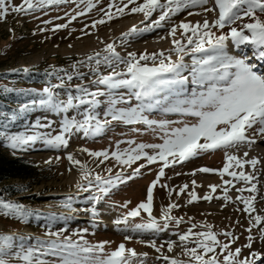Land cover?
I'll list each match as a JSON object with an SVG mask.
<instances>
[{"label":"rangeland","instance_id":"obj_1","mask_svg":"<svg viewBox=\"0 0 264 264\" xmlns=\"http://www.w3.org/2000/svg\"><path fill=\"white\" fill-rule=\"evenodd\" d=\"M143 2L144 0H136V3H131L129 0H123V3L122 0H92L94 7L88 11L87 0H75V2L67 0L66 3L46 5L27 14H8L5 20L0 21V91L20 92L23 97L26 94H32L35 100L39 99L37 94L42 93L47 86H51L58 100H66L69 94L78 95L76 91L78 85L90 86L92 92L101 88L100 91L104 90L107 93L108 90L104 85L95 82L100 76L109 75L113 69L117 72L125 69L123 63H119L117 67L118 62L108 51L109 45L113 46L115 53L121 59H128L129 53H135L137 58L145 53L149 55L163 53L164 56H170L173 61H177L179 55L173 40H178L184 45L187 41L181 35L182 30L178 29L173 37L169 35L170 29L181 21L185 22L186 19H189L192 24L202 23L205 19L213 22L216 14L215 10L212 12L204 10L214 6V0H208L205 6L185 9L171 16L170 20L162 22V27L156 28L152 21L158 19L161 9H157L147 19L143 13L130 11L136 4ZM12 3L20 5L22 0H12ZM161 3L166 4L167 0H161ZM117 7H123L124 13L117 12ZM189 11L194 14L189 15ZM81 12L83 14H80ZM108 13L112 14L111 19ZM257 15L264 20V15L259 13ZM195 16L197 21H194ZM101 19L105 21L103 24L96 23ZM243 22H247V18ZM241 23L237 21L233 27ZM60 25H66V27H59ZM149 26L152 27L151 31L157 30L152 36L146 35L150 31H140ZM213 31L219 35L227 32L228 29L225 28L222 31L213 29ZM230 41L226 42V51L229 55L244 58L251 64L255 62L257 68L254 70L258 74H264V60L257 59V52L252 45L241 44L238 46L240 52L233 53L227 48ZM190 47L188 46L181 54L184 63L189 67L193 58ZM105 57H108V61ZM97 61L100 63L97 64ZM109 61H111V67ZM141 63L145 62L141 61ZM147 63L152 66L151 60ZM187 74L186 72L185 75ZM68 75L73 77L71 81L67 79ZM61 84L62 87H53ZM194 87L191 84L186 85L189 94ZM118 93L130 95L126 89L115 90L113 95ZM108 98L107 95L98 98L101 103L96 111L101 113V120H103L102 112L108 106ZM33 100L29 101L28 104L31 106L27 111L19 113L18 110V122L10 125L11 131L8 134L50 133L54 136L59 133L61 121L65 115L69 118L75 116L77 119H82L80 113L87 107L85 105L79 109L73 108L66 114H57L47 107L32 105ZM24 104H26L24 100H19L17 104L10 102L8 107L12 110L15 107L20 109ZM135 104L136 101L133 99L132 105ZM1 105L5 106L3 103ZM127 106L119 105V107ZM145 115L149 119L184 121L189 125L196 120L191 116L163 114L160 111L146 112ZM37 121L41 125L50 123L51 127H36ZM177 126L181 125L172 124V127ZM247 135L253 139L261 136L254 134V130H249ZM67 138L74 149L83 147L89 152L107 151L109 153V158L106 160L103 157H92L85 151L82 157L77 158L91 173L90 190L83 191L77 187L78 183L81 185L89 183L88 180L81 179V172L77 180H71L73 170L69 168L68 154L65 153L64 147L52 148L44 145L42 141H37L35 144L26 146L25 150H11V155L27 159L35 166L37 172L29 181L16 180L11 183L16 187L28 186L24 193L13 198L5 196L3 198L7 200L6 202L24 205L26 209L32 210L34 215L26 223L0 215V236H12L16 242L19 238H24L26 245L34 243L36 239L47 240L49 239L45 235L48 230L45 227L48 223L47 218L54 217L57 219L52 223V231L67 228L65 235L82 232L83 239L92 245L110 241L112 243L110 247L105 248L106 252L115 250L120 243H124L126 248L134 249L138 256L132 258V264H170L172 259L180 261L181 264H195V261L185 255L184 244L188 248L196 247L194 241L197 237L194 235L183 244L179 241V235L187 233L189 229L194 234L211 231L216 235L220 245L229 244V251L234 252L235 249L240 248L238 260L251 259L253 252L259 253L264 258V239H262L264 236V189L257 187L255 191L247 193L248 198L252 199L254 212H245V207L240 202L226 201L225 192H213L207 184L206 187L205 183L216 176L197 171L199 168L206 167L218 173L227 163L226 153L232 155L237 148L241 147V144L227 149L200 152L187 161L177 162L165 168L164 176L153 189L152 217L162 226L165 222L162 210L167 209L170 204L177 203V207L171 210L170 215L180 222L177 224L175 221H169L168 228L159 233L133 234L130 231H121L125 228L123 224L119 225L121 230H117L114 221L122 218L141 202H146L147 189L156 180L163 164L160 161L148 164L146 160L141 159L131 166L121 165L116 162L111 153L136 147L139 144L163 143V133L159 129L148 128L143 124L126 125L113 121L107 124L98 135L86 137L83 132L73 131ZM130 141L134 143L130 144ZM2 142L7 145L6 141L0 140V144ZM145 151L153 154L151 149ZM48 161L51 162L48 163ZM141 165L144 167H140ZM136 168H140V174L132 175ZM108 169H111V172ZM193 172L196 174L192 175ZM97 174L104 180L116 181L115 186L106 185L110 188L107 195L100 193L95 187ZM117 175L123 182L116 180ZM193 180L196 182L195 187L192 184ZM185 184L188 188L181 192L180 189ZM165 185L167 187H164ZM192 191H195L199 199L188 203L189 193ZM95 195L101 197L98 203L92 199ZM206 195H211V200L203 199ZM218 196L219 200L215 202ZM69 198L71 208H66L64 204L69 201ZM125 203H127L126 208L122 207ZM92 207L97 210L96 217H93L89 211H84ZM256 216L261 217L259 224H256ZM148 220V214L141 210L139 216L129 219V225L144 223ZM84 229H87V232H83ZM248 229L251 231L249 232ZM224 233H231V236H226ZM125 235L132 236V239L125 240ZM249 236L253 237L251 248L246 247ZM72 239L80 240V236L72 235ZM152 239L156 240L158 247L164 244L160 252L144 243H137L138 240ZM167 241H173L176 245L171 252L167 250ZM199 251L202 253V250ZM226 254L217 247L216 252L207 254L205 259L216 255L220 264H224ZM163 256L169 257V260H164ZM256 264H261V261L258 260Z\"/></svg>","mask_w":264,"mask_h":264},{"label":"snow or ice","instance_id":"obj_2","mask_svg":"<svg viewBox=\"0 0 264 264\" xmlns=\"http://www.w3.org/2000/svg\"><path fill=\"white\" fill-rule=\"evenodd\" d=\"M66 2L67 0H22V4L15 5L12 0H0V21L5 20L10 13L27 14L46 5H59ZM129 2L136 3V0H129ZM207 3L208 0H167L166 4H162L161 0H144L142 4H136L130 11L143 13L147 19L157 9H161L158 19L152 21V24L159 28L163 26L162 22L170 20L171 16L185 9L203 7ZM92 7H94L92 0H87V10L91 11ZM215 9H218V18L213 22H209L207 19L196 24L181 21L170 29L169 35L173 37L178 29L182 30L181 35L187 41V44L184 45L178 40H173V44L176 45L175 50L179 55L177 61H173L170 56H164L163 53L151 55L145 53L138 58L135 53H129L128 59H121L115 53L113 46L109 45L108 51L118 62L117 67L119 63H123L125 69L122 72L113 69L109 75L100 76L95 82L104 85L108 90L107 93L100 90L92 92L78 85L76 89L78 95L69 94L66 100H58L52 88L45 87L42 93L37 94L39 99L33 100L32 105L38 104L40 107H47L57 114H66L73 108L79 109L81 106H87L80 113L82 119H77L75 116L69 118L65 115L58 134L54 136L50 133L8 134L6 131H0V140L6 141L7 146L14 151L25 150L26 146L35 144L37 141H42L44 145L52 148H67L69 144L67 137L73 131L83 132L86 137L98 135L107 124L113 121L126 125L143 124L148 128L159 129L163 133V143L139 144L136 147L111 153V156L121 165L131 166L141 159L146 160L148 164L157 161L163 164L156 180L147 189L146 202H141L122 218H117L114 224L117 226V230H121L119 225L123 224L125 228L121 231H130L133 234L146 232L155 234L165 231L169 221L179 224L180 221L170 215L171 210L177 207L176 204H170L167 209L162 210L165 221L162 226L152 217L153 189L160 178L164 176L165 168L177 162L187 161L200 152L227 149L243 143H254L255 140L247 135L249 130H254V134L264 135V74H258L254 70L255 64L248 63L244 58L229 55L226 51V42L229 40L236 46L249 44L256 50L257 59L264 60V20L257 15V13L264 15V0H214V7L204 10L212 12ZM117 12L123 14L124 8L117 7ZM193 14L189 11V15ZM107 15L109 19L112 18L111 13ZM245 18H247V22H243ZM237 21L242 23L233 27ZM104 22L103 19L96 21L99 24ZM59 27H66V25ZM225 28L228 31L219 35L213 31V29L222 31ZM151 30L152 27L149 26L140 31ZM133 31L136 30L133 29ZM188 46H191L190 53L193 56L190 67L184 63L183 55H181ZM105 60L108 61V57H105ZM150 60L152 66L147 63ZM141 61L145 63L142 64ZM99 63L100 61H97V64ZM109 66L111 67V61H109ZM186 72L187 75H185ZM67 79L71 81L73 77L68 75ZM188 84L195 86L191 89L190 94L186 88ZM53 87H62V84ZM118 89H126L130 95L125 96L119 93L113 95V92ZM105 95L109 97L108 106L103 110V120H101V113H98L96 109L101 103L98 98ZM133 99L136 101L134 106L132 105ZM122 104L128 106L119 107ZM30 106L27 103L22 105L19 113L27 111ZM152 111L191 116L196 120L189 125L184 121L149 119L145 113ZM19 113L13 114L10 119L15 120ZM174 123L181 126L172 127ZM36 127H51V124L41 125L37 121ZM129 143L134 142L130 141ZM146 149H151L153 154L146 152ZM81 151L88 152L92 157H103L105 160L109 158L107 151L89 152L87 149H81ZM67 159L74 165H80L81 179L89 181L88 185L78 183L77 187L83 191H89L92 187V182L89 180L91 173L73 155L69 154ZM226 160L224 168L218 172L221 178L228 174L234 180L242 181L245 184L253 179L251 175L245 174L243 171L229 172V168L232 166V162H235V166L241 169L244 168L245 163L251 164L254 168L258 163L256 159L243 161L226 153ZM50 162L48 161V163ZM140 167H144V165ZM108 171L111 172V169ZM197 171L209 173L214 170L202 167ZM139 174L140 168L134 169L132 175ZM195 174V172L192 173V175ZM116 180L123 182L119 175ZM95 181V187L104 195H107L110 190L107 186H115L116 183L112 179L104 180L98 174L95 176ZM228 183L231 181H225V184ZM192 184L194 187L196 186L195 180L192 181ZM187 188L188 185L185 184L180 191L183 192ZM211 188L213 192L216 191L215 185ZM245 190L255 191V185H252L251 188L237 189L239 192ZM189 196L188 203L196 202L199 199L195 191L190 192ZM211 198V195L203 197L205 200H211ZM92 199L98 203L101 197L95 195ZM224 199L227 200L228 197L225 196ZM243 203L245 212L254 211L251 198L244 199ZM64 207L71 208L70 198L68 202H65ZM122 207L126 208L127 203ZM141 210L148 214L149 220L129 225V219L139 216ZM84 211H89L93 217L98 215L95 207L84 209ZM0 215L26 223L34 213L20 203L6 202L0 199ZM36 215L38 217V214ZM47 219L48 223L45 225L48 229L45 233L49 237L47 240L36 239L34 243L26 245L24 238H19V241L16 242L12 236H0V264H132V258L138 256L134 249L126 248L124 243H120L115 250L106 252L105 248L110 247L112 242L102 241L92 245L83 239L82 232H73L72 235L80 236V240H73L72 235L64 234L67 232V228L51 230L52 223L57 218L49 217ZM255 221L256 224H259L261 217L256 216ZM248 231L250 232L251 229ZM83 232H87V229H84ZM194 235L197 237L194 241L196 247L188 248L184 244V248L185 255L195 261V264H220L216 255L205 259L207 254L215 253L217 247L227 253L224 255V264H256L258 260L264 264V258L255 252L251 254V259L238 260L237 257L240 256L241 249L237 248L234 252L229 251V244L220 245L216 235L211 231L194 234L189 229L187 233L179 235V241L183 244ZM224 235L231 236V233H224ZM124 239L131 240L132 236L125 235ZM248 240L249 243L246 247L251 248L253 237L249 236ZM137 243H144L157 252H160L164 247V244L158 247L155 239L138 240ZM166 243L167 250L173 251L175 243L173 241ZM199 250H202V253ZM47 257L52 259H46ZM162 258L166 261L169 260L167 256ZM170 264H181V262L172 259Z\"/></svg>","mask_w":264,"mask_h":264},{"label":"bare ground","instance_id":"obj_3","mask_svg":"<svg viewBox=\"0 0 264 264\" xmlns=\"http://www.w3.org/2000/svg\"><path fill=\"white\" fill-rule=\"evenodd\" d=\"M215 11H216V14H215L214 20L218 18V9H215ZM194 21H197V16L194 17ZM194 21H192V22H194ZM185 22H189V19H186ZM156 32H157V30H153V31H150L149 33H147L146 35L152 36ZM227 48H229L233 53L240 52L239 47L236 46L235 44H233L231 41L228 43ZM252 64H256V63L253 62ZM256 68H257V65H256ZM254 140H255L254 143H243V144H241L240 145L241 147L237 148L232 153V155L236 156L237 158H239L243 161H250L252 159H256L258 161V163L255 165V167L253 168V166L251 164L245 163L244 168L241 169V168H238L235 166V162H232V166L229 168V172L235 171V172L239 173V172L243 171L245 174L251 175L253 177V179L248 184H245L242 181H236L228 174H225L223 176V178H221V176L215 170L213 172H209L208 174L214 175L216 177L213 180L207 181V183H205V185L206 184L208 185L209 189H212L211 186L215 185L216 191L225 192L226 196L228 197V199L226 201L240 202L242 204V206H244V207H245V205L243 203V200L249 199L247 196V193H250L251 191L245 190L243 192H239V191H237V189L251 188L252 185H255V189L257 187H261L262 189H264V135H261ZM81 149H84V148L83 147H76V149H74V148H72L71 144L69 143L68 147L65 148V153L68 155L69 154L73 155L75 157V159L77 160L78 157H82L84 154V151H81ZM245 153H247V155H245ZM81 164L85 165L83 162H81ZM69 168H71L73 170V175H72L71 180H74V181L77 180V178L79 177L80 172H81L80 165H74L69 161ZM225 181H231V183L225 184ZM207 185H206V187H207ZM218 200H219V196L216 197L215 202H217Z\"/></svg>","mask_w":264,"mask_h":264},{"label":"trees","instance_id":"obj_4","mask_svg":"<svg viewBox=\"0 0 264 264\" xmlns=\"http://www.w3.org/2000/svg\"><path fill=\"white\" fill-rule=\"evenodd\" d=\"M47 87L51 88V86ZM83 87L87 88L89 91L92 89L90 86ZM99 90L102 89L100 88ZM33 99L34 97H32V94H26L25 97H23L20 92L0 91V131H6L8 133L11 131L10 125L18 122L17 118L15 120L10 119V117L13 114L18 113L19 110L18 107H15L14 110L9 108L8 104L10 102L17 104L19 103V100H24V102L28 104L29 101ZM2 103L5 104L4 107L1 105ZM11 150L12 149L5 143L2 142L0 144V199L2 200H4L3 196L13 198L24 193L28 186L16 187L11 183L16 180L25 182L29 181L37 172L35 166H33L27 159L11 155Z\"/></svg>","mask_w":264,"mask_h":264}]
</instances>
